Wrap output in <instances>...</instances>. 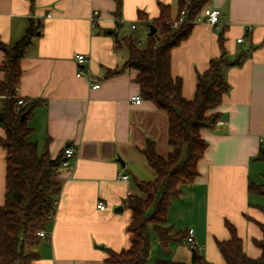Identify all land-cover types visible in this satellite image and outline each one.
<instances>
[{
  "label": "crops",
  "instance_id": "crops-1",
  "mask_svg": "<svg viewBox=\"0 0 264 264\" xmlns=\"http://www.w3.org/2000/svg\"><path fill=\"white\" fill-rule=\"evenodd\" d=\"M160 4L169 5L172 18L177 17L178 0H0L2 42L12 46L33 29L17 88L28 103L40 101L28 121L30 140L40 155L48 152L52 158L64 156L67 146L75 148L68 166L60 169L62 190L45 229L49 236L30 249L39 254V264H107L111 251L131 245L127 199L139 193L136 178H155L142 151L149 140L163 155L173 146L167 114L151 100H132L141 95L138 71L124 65L129 51L117 41L131 36L135 43L145 40L140 47L145 48ZM206 7L220 9L219 23L195 21L171 52V73L181 79L183 96L194 98L197 75L212 58L226 53L240 62L225 69L230 88L215 109L221 117L213 128L201 129L207 147L197 163L198 175L172 201L167 218L172 232H194L198 252L210 264H226L218 241L231 238L227 222L235 226L248 256L262 253L256 240L264 236V205L257 195L264 190L257 188L264 183L256 166L264 163L258 159L264 146V0H210ZM95 10L100 16L93 21ZM240 37L244 39L238 42ZM77 52L87 56L84 64L75 60ZM4 60L0 49V81L5 78ZM94 83L100 87L93 88ZM6 154L0 144V208L5 202ZM120 173L130 179H119ZM151 235L149 262L191 264L193 251L186 241L164 246Z\"/></svg>",
  "mask_w": 264,
  "mask_h": 264
},
{
  "label": "trees",
  "instance_id": "trees-1",
  "mask_svg": "<svg viewBox=\"0 0 264 264\" xmlns=\"http://www.w3.org/2000/svg\"><path fill=\"white\" fill-rule=\"evenodd\" d=\"M209 1L178 0L177 17L181 10L187 12L186 20L178 28L171 26L174 19L171 7L160 4L159 18L150 23L157 31L149 34L145 48L138 47L131 36L117 41L128 48L129 56L124 65L138 71L136 82L140 85L141 96L153 101L167 114L168 142L173 150L163 155L154 141L147 142L142 152L155 178L135 179L139 193L130 195L126 202L132 210V220L128 225L131 245L121 252L111 251L105 260L107 264H149L152 232L164 246L174 241H186L188 237V230L172 232L168 225V209L172 201L182 194L183 186L192 184L198 175L197 163L207 147V142L201 137V129L213 128L219 121L221 114L215 109L230 88L225 69L240 62V58L229 59L226 53L212 58L209 67L198 73L195 96L191 100L182 94L181 79L173 77L172 49L190 34L195 17ZM32 35L33 29L29 28L12 46L0 40V49L5 54L1 67L5 78L0 81V94L3 96L0 120L5 136L0 137V144L7 151L5 202L0 208V264H39L36 262L39 254L28 250V246L41 241L38 232L50 223L52 218L49 215L55 210L54 202L62 190L59 175L63 156L52 158L48 152L40 155L37 143L30 140L33 128L28 121L40 101L26 105L18 103L21 58ZM258 159L264 162V146ZM254 188L251 183L250 189ZM257 189L259 192L264 190L261 186ZM226 225L231 238L218 241L226 264H264V236L262 240H256L261 256L252 258L244 251L235 226L230 222ZM260 226L264 234V224L260 223ZM192 251L191 264H210L198 249L192 248ZM155 263L184 264L166 259H157Z\"/></svg>",
  "mask_w": 264,
  "mask_h": 264
},
{
  "label": "built area",
  "instance_id": "built-area-1",
  "mask_svg": "<svg viewBox=\"0 0 264 264\" xmlns=\"http://www.w3.org/2000/svg\"><path fill=\"white\" fill-rule=\"evenodd\" d=\"M220 14L221 11L219 8H209V7H204L195 17V21L199 22V21H205L208 22L211 25H217L220 21ZM99 11L95 10L92 13L91 19L93 21H96V19L99 18ZM187 18V12L185 9L181 10L180 14L178 17L174 18L171 21V26L173 28H178ZM132 28H136V24L133 23L132 24ZM243 37H240L237 39L238 42L243 41ZM75 60L77 61L78 64H84L87 61V56L84 53H80L77 52L74 54ZM82 74V71L80 70L78 72V75L80 76ZM93 88H99L100 84L99 83H94L92 84ZM18 103L20 105H26L28 103V101L24 98L18 95ZM132 100L136 103V104H140L143 102V97L141 95H136L132 97ZM261 141H264V137L261 139ZM75 153V148L73 146H67L64 149V156H63V161H62V165L63 166H68L69 164V158L70 156H72ZM119 179L124 180V181H128L130 179V175L128 173H120L119 174ZM59 205V199L55 200L54 202V208L55 210H57ZM98 207L101 209L105 208V204L103 202H99ZM55 210L52 211L50 213V217L52 218L55 214ZM38 235H40L41 237H48L49 234L46 232L45 229H42L38 232ZM186 242L189 244V246L191 248H195V249H199L198 246L196 245L195 241H194V232L190 231L189 235L186 239Z\"/></svg>",
  "mask_w": 264,
  "mask_h": 264
},
{
  "label": "rangeland",
  "instance_id": "rangeland-1",
  "mask_svg": "<svg viewBox=\"0 0 264 264\" xmlns=\"http://www.w3.org/2000/svg\"><path fill=\"white\" fill-rule=\"evenodd\" d=\"M166 36V35H165ZM164 37V36H162ZM136 43L138 47H142L145 44V40L137 39ZM257 173L260 176V182L264 183V163H258V166H256ZM257 197H259L262 200V205H264V195L263 194H258ZM32 246H28V250L31 249ZM149 264H156L155 262H149Z\"/></svg>",
  "mask_w": 264,
  "mask_h": 264
},
{
  "label": "water",
  "instance_id": "water-1",
  "mask_svg": "<svg viewBox=\"0 0 264 264\" xmlns=\"http://www.w3.org/2000/svg\"><path fill=\"white\" fill-rule=\"evenodd\" d=\"M149 28H150V34L153 35V34L156 33L157 29L155 28V26H154L153 24H150V25H149ZM66 145H69V143L66 144ZM119 160L122 162V164L124 163L122 159H119ZM118 209H119V210H122V209H123V206H119ZM101 247H103V246H101Z\"/></svg>",
  "mask_w": 264,
  "mask_h": 264
}]
</instances>
